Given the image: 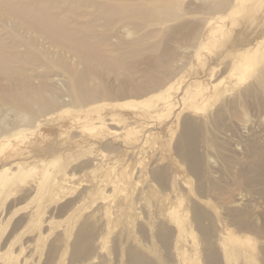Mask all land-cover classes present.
<instances>
[{
    "label": "rangeland",
    "instance_id": "1",
    "mask_svg": "<svg viewBox=\"0 0 264 264\" xmlns=\"http://www.w3.org/2000/svg\"><path fill=\"white\" fill-rule=\"evenodd\" d=\"M227 1L3 2L63 29L0 8L3 263L264 264V0Z\"/></svg>",
    "mask_w": 264,
    "mask_h": 264
},
{
    "label": "bare ground",
    "instance_id": "2",
    "mask_svg": "<svg viewBox=\"0 0 264 264\" xmlns=\"http://www.w3.org/2000/svg\"><path fill=\"white\" fill-rule=\"evenodd\" d=\"M21 1V0H20ZM63 1V0H62ZM223 2V1H225V0H220V2ZM227 1V0H226ZM230 1V0H229ZM3 2H10V0L8 1V0H0V8H2L1 10H3L4 9V12L6 13V14H8V11H10V9L12 8V9H14V8H19V7H21L22 8V10H21V8H20V10L22 11V12H24L25 13V16H28V19H31V24L33 23V24H35V22L36 21H38V20H42V21H44V22H42L41 23V25L39 26V29L41 28V29H43L44 28V30H45V28H49V29H53V27H55V24L54 23H56L55 21H53V20H56V21H59L57 24V26H62V24L60 23L61 21L59 20V19H53V18H49V16L47 17L46 16V14L44 13V12H41L39 9H35L34 8V5H33V3L32 4H29V6H26V5H21V6H19L18 4H14L13 5V7H11L10 6V3H8V5L5 7V6H3L2 4H3ZM228 2V1H227ZM13 3V2H12ZM7 4V3H6ZM210 4H212V3H210ZM217 5H215V4H212L213 6H218V4L220 5L221 3H219V1H218V3H216ZM231 4V3H230ZM229 4V5H230ZM45 5V4H44ZM212 5H210V6H212ZM227 3H226V5H225V7L227 8ZM228 5V6H229ZM17 6H19V7H17ZM209 6V7H210ZM224 6V5H223ZM219 7V6H218ZM224 7V8H225ZM207 8V7H206ZM217 8V7H216ZM225 8V9H226ZM229 8V7H228ZM227 8V9H228ZM214 10L215 9V7H213V8H211L210 10ZM218 9V8H217ZM0 10V11H1ZM156 10V9H155ZM154 10V11H155ZM158 10H160V11H158ZM157 11H158V14H157V17L158 18H160L159 19V21H161V19H167V18H169L171 15H174V14H177V12L176 11H174V8L173 7H170V9H158ZM213 10H212V13H215V12H213ZM216 10V9H215ZM224 10V9H223ZM207 11V10H206ZM219 11V10H218ZM226 11H228V10H226ZM107 12V11H106ZM224 12V11H223ZM222 12V13H223ZM110 13V12H109ZM154 13V12H153ZM157 13V12H156ZM217 13V12H216ZM221 13V14H222ZM224 13H226V12H224ZM232 12H230L229 14H231ZM15 14H17L16 12H15ZM108 14V13H107ZM130 14V13H129ZM19 15V14H18ZM45 15V16H44ZM22 16V15H21ZM24 16V15H23ZM155 16H156V14H155ZM17 17V16H16ZM156 17V18H157ZM19 18V17H18ZM48 19H50V20H48ZM175 19V18H174ZM221 19H223V17H221ZM134 21H136V20H134ZM140 21V20H139ZM25 22H26V20H25ZM39 22V21H38ZM64 22V21H63ZM220 22H223V21H220ZM132 23V22H131ZM20 24V23H19ZM30 24V25H31ZM37 24V23H36ZM40 24V23H39ZM137 24V23H136ZM147 24V23H146ZM28 25V24H27ZM26 25V26H27ZM145 25V24H144ZM37 26V25H36ZM60 26V27H61ZM128 26V25H127ZM135 26V25H134ZM222 26H223V24H222ZM28 28V27H27ZM56 28V27H55ZM132 28V27H131ZM137 28V30H138V27H136ZM214 28V27H213ZM218 28V27H217ZM39 29H37V30H39ZM60 29V28H59ZM58 29V30H59ZM61 29H62V27H61ZM126 29V28H125ZM132 29H134V28H132ZM34 30V29H33ZM56 30V29H55ZM63 30V29H62ZM140 30V29H139ZM214 30V29H213ZM36 31V30H35ZM132 32H133V30H131ZM34 32V31H33ZM40 32V31H39ZM57 32V31H56ZM59 32H61V31H59ZM47 33V32H46ZM136 33V32H135ZM138 33V32H137ZM214 33V32H213ZM49 34H50V32H49ZM44 35H46V34H44ZM57 35V34H56ZM128 35H129V33H128ZM153 35V34H152ZM50 37V36H49ZM53 37V36H52ZM151 37V36H150ZM86 40V39H85ZM172 40V39H171ZM57 41V40H56ZM66 42V41H65ZM78 42V41H77ZM82 42V41H81ZM86 43V42H85ZM70 44V43H69ZM82 44V43H81ZM79 46H81L80 44H78ZM84 46V45H83ZM87 46H89L90 47V45H87ZM56 47V46H55ZM78 48V47H77ZM60 49V48H59ZM92 49V48H91ZM87 50V49H86ZM95 51H96V49H95ZM84 53H86L85 51H84ZM84 53H83V55H84ZM81 54V53H80ZM260 54V51H259V48H254V49H252V50H249V51H247L246 53H243V54H241L240 55V61H241V65H240V69H241V71L242 72H247V71H249L252 67H253V64H252V62H254V60H255V58L258 56ZM0 55H1V53H0ZM89 54H87V56H88ZM162 56H164V55H162ZM84 58V57H83ZM3 59V58H2ZM87 60V59H86ZM95 60H97V58L95 59ZM100 61V60H99ZM3 62V61H2ZM0 63H1V61H0ZM5 63V62H4ZM1 67V66H0ZM1 69V68H0ZM4 69H6L5 71H8V69L5 67ZM4 69H3V71H4ZM154 69V68H153ZM1 71V70H0ZM13 73V72H12ZM87 73H89V72H87ZM23 75V74H22ZM73 75H74V70H73ZM75 76H77V75H75ZM14 77V76H13ZM10 78V77H9ZM90 78V77H89ZM74 79L76 80V78L74 77ZM91 79V78H90ZM15 80V79H14ZM89 81H91V80H89ZM76 82H77V80H76ZM90 85H91V82H90ZM155 86V85H154ZM262 87H264V86H262ZM31 88V90L34 92V93H38L39 95L41 94L40 93V90L39 89H36V88H34L33 89V87H30ZM96 89V88H95ZM264 89V88H263ZM94 90V89H93ZM29 91V90H28ZM92 91V90H91ZM96 91H98L97 89H96ZM134 91V90H133ZM140 90H138L137 92H139ZM101 91H99V92H97V93H99V94H102V93H100ZM126 92V89L125 88H123V89H121V90H118L117 92H115V91H107L106 89H105V91L103 92V95L104 96H108V97H111V98H113V96H114V94H118V95H120V94H123V93H125ZM136 92V91H135ZM136 92V93H137ZM30 93V92H29ZM124 95V94H123ZM30 96V95H29ZM27 97V96H26ZM35 97V96H34ZM107 97V98H108ZM120 97V96H119ZM0 98H1V96H0ZM123 98V97H122ZM125 98V97H124ZM159 98L163 101L162 103L163 104H166V108L168 107L169 109L173 106V104L171 103V101H170V96L168 95H161V96H159ZM6 99V98H5ZM14 99V98H13ZM30 99V98H29ZM23 96L21 97V96H19V97H17V98H15V102H16V104L18 103V102H20V103H23ZM25 100V99H24ZM150 103V102H149ZM19 104V103H18ZM149 105V104H148ZM129 106V105H128ZM102 125H105L104 123H101ZM185 134V133H184ZM7 135H5V134H3L1 137L3 138V137H6ZM183 137L184 138H182L183 139V141H184V145H186V146H188V139H187V134L186 135H183ZM9 143H8V141H7V139H6V141H3L2 143H1V149L3 150V149H5V147L8 145ZM0 149V150H1ZM189 151H187V152H190V154H187L188 156H190L191 157V155H193L192 154V152L194 153V147H192V148H189L188 149ZM53 162H55V161H53ZM20 172H15L14 174L16 175V174H19ZM66 178H68L69 179V177L67 176ZM66 178H64L63 180H62V182L64 181H68ZM71 181V180H70ZM65 184V183H64ZM61 187V186H60ZM115 189V188H114ZM118 189V188H117ZM201 211V210H200ZM198 209L196 210V212H195V214H194V216H195V219L198 221V223H199V226L200 227H202V228H204V226H203V217H204V215L200 212ZM205 232H207V230L205 229ZM208 233V232H207ZM205 234V240H209L210 239V235H209V233L208 234ZM207 237V238H206ZM27 247V246H26ZM25 247V248H26ZM28 248V247H27ZM30 249H31V246H30ZM34 250H35V248H34ZM225 250H229L228 248H225ZM30 252V251H29ZM33 252V251H32ZM11 253V252H10ZM13 254V253H12ZM18 255V254H17ZM16 255V256H17ZM205 255H206V258L208 257L209 258V262H210V264H218V262H219V260H218V258H216V251L215 250H213L211 247L210 248H208L207 250H205ZM13 256H14V254H13ZM11 254H7V253H1L0 254V258L1 259H3V261H2V263L4 262V260H7V259H13V258H15V260H16V257H13ZM19 256H17V258H18ZM10 261V260H9ZM17 261V260H16ZM15 262V261H14ZM17 263V262H16ZM26 263V262H25ZM3 264H5V263H3ZM24 264V263H23ZM226 264H229V261L228 262H226Z\"/></svg>",
    "mask_w": 264,
    "mask_h": 264
}]
</instances>
